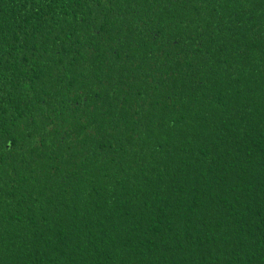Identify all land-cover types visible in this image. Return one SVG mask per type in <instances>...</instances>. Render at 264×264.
<instances>
[{
	"label": "trees",
	"instance_id": "16d2710c",
	"mask_svg": "<svg viewBox=\"0 0 264 264\" xmlns=\"http://www.w3.org/2000/svg\"><path fill=\"white\" fill-rule=\"evenodd\" d=\"M0 264H264V0H0Z\"/></svg>",
	"mask_w": 264,
	"mask_h": 264
}]
</instances>
